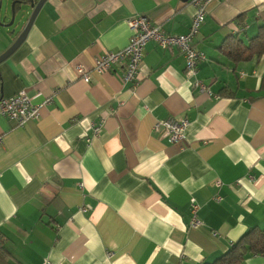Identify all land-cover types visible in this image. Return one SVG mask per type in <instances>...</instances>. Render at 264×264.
Masks as SVG:
<instances>
[{"label":"crops","instance_id":"obj_1","mask_svg":"<svg viewBox=\"0 0 264 264\" xmlns=\"http://www.w3.org/2000/svg\"><path fill=\"white\" fill-rule=\"evenodd\" d=\"M12 3L0 0V55L16 39L5 26ZM194 13L190 0L44 3L0 63V99L24 91L39 108L23 127L0 119V264H208L264 230V56L234 63L223 49L256 36L264 0L207 5L194 47L211 96L193 87L176 49L152 41L134 86L117 67L89 83L76 73L128 45L129 19L182 35ZM169 117L188 120L184 140L154 131ZM240 264H264V254Z\"/></svg>","mask_w":264,"mask_h":264},{"label":"built area","instance_id":"obj_2","mask_svg":"<svg viewBox=\"0 0 264 264\" xmlns=\"http://www.w3.org/2000/svg\"><path fill=\"white\" fill-rule=\"evenodd\" d=\"M212 1L216 0H190L195 13L188 32L182 35L166 34L160 26L152 24L143 16H135L129 19L127 24L131 31V37L128 45L117 52L105 53L94 61L89 71L84 70L82 66H77V75L83 82L89 83L92 74L99 75L112 72L117 67L122 71V82L134 86L137 83V74L144 55V46L152 41L162 50L176 49L184 58L185 74L189 79H194L193 87L200 93L211 96L207 86L196 78L197 66L206 58L204 53L194 47V41L205 21L206 7ZM246 28L242 27L240 31L242 32ZM38 109V106L32 103L24 91L11 98L0 99V119L5 118L17 127H23L30 121L37 119L39 116ZM103 122V120H100L99 123L92 125L94 135L101 132ZM188 125L189 122L186 118L169 117L156 122L153 129L155 132L161 133L169 143H176L185 139V130ZM1 147L2 139L0 138V149ZM87 209L89 207H84L81 210L85 212ZM198 209L199 207L192 200L190 205V228L198 227L201 224L197 219Z\"/></svg>","mask_w":264,"mask_h":264},{"label":"trees","instance_id":"obj_3","mask_svg":"<svg viewBox=\"0 0 264 264\" xmlns=\"http://www.w3.org/2000/svg\"><path fill=\"white\" fill-rule=\"evenodd\" d=\"M16 1L22 0H13ZM223 49L227 58L234 63L264 56V24L258 29L256 36L248 39L246 44L234 37L227 38ZM246 253L264 254V230L258 228L249 230L231 246L227 253L208 264H240Z\"/></svg>","mask_w":264,"mask_h":264},{"label":"water","instance_id":"obj_4","mask_svg":"<svg viewBox=\"0 0 264 264\" xmlns=\"http://www.w3.org/2000/svg\"><path fill=\"white\" fill-rule=\"evenodd\" d=\"M46 1L47 0H22L12 3L11 19L5 26L7 28H12L10 30V34L16 35V39L13 44L2 55H0V63L4 61L7 57H9L24 41L36 15L38 14V12ZM27 7L31 9V14L28 18L25 17V9ZM23 19L25 20L22 23ZM20 25L21 27L19 31H16V28H19Z\"/></svg>","mask_w":264,"mask_h":264},{"label":"rangeland","instance_id":"obj_5","mask_svg":"<svg viewBox=\"0 0 264 264\" xmlns=\"http://www.w3.org/2000/svg\"><path fill=\"white\" fill-rule=\"evenodd\" d=\"M197 68H198V66H197Z\"/></svg>","mask_w":264,"mask_h":264}]
</instances>
